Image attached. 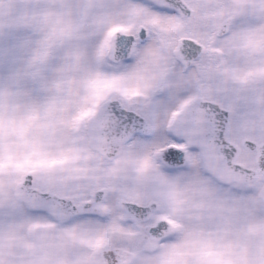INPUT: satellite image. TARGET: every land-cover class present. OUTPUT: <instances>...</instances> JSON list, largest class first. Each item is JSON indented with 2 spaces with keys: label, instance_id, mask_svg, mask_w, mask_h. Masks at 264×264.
Returning a JSON list of instances; mask_svg holds the SVG:
<instances>
[{
  "label": "snow or ice",
  "instance_id": "obj_1",
  "mask_svg": "<svg viewBox=\"0 0 264 264\" xmlns=\"http://www.w3.org/2000/svg\"><path fill=\"white\" fill-rule=\"evenodd\" d=\"M0 264H264V0H0Z\"/></svg>",
  "mask_w": 264,
  "mask_h": 264
}]
</instances>
